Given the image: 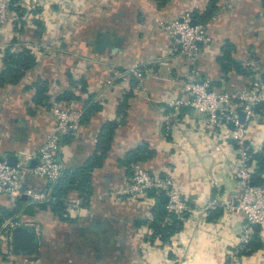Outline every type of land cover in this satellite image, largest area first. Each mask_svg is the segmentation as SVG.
Segmentation results:
<instances>
[{
    "label": "crops",
    "instance_id": "crops-1",
    "mask_svg": "<svg viewBox=\"0 0 264 264\" xmlns=\"http://www.w3.org/2000/svg\"><path fill=\"white\" fill-rule=\"evenodd\" d=\"M212 1L216 11L210 41L190 66L159 23L186 13L198 23ZM60 8L52 10L54 14L44 10L18 17L23 29L16 26L13 12L0 25V73L5 49L32 47L37 58L35 68L16 85L0 87V160L37 152L54 124L50 106L34 104L38 79L50 83L55 97L65 96L59 100L63 106L73 105L83 113L78 131L65 136L57 152L64 172L75 173L98 152L106 124L115 129L101 166L92 172L87 199L68 218L30 201L27 192L50 187L32 173L21 179L20 203L0 196L3 222L20 218L40 226L34 255L14 254L0 264H264V224L258 227L262 249L241 255L244 218L222 208L204 210L215 196L230 202L242 194L231 175L237 154L227 130L220 128L214 136L204 114L172 105L184 98L182 87L190 78L209 80L217 91L234 92L249 86L254 77H264L261 0H167L161 6L155 0H64ZM225 51L243 73L222 71ZM236 112L239 115L240 108ZM244 123L248 143L260 152L264 115L254 112ZM135 163L173 178L191 207L183 219L173 217L176 233L167 241L158 243L148 236L155 218L154 196L132 201L120 195ZM68 197L77 193L70 191ZM30 207L34 213L28 215ZM3 210L12 214L6 217Z\"/></svg>",
    "mask_w": 264,
    "mask_h": 264
},
{
    "label": "built area",
    "instance_id": "built-area-1",
    "mask_svg": "<svg viewBox=\"0 0 264 264\" xmlns=\"http://www.w3.org/2000/svg\"><path fill=\"white\" fill-rule=\"evenodd\" d=\"M64 0H25L23 5L28 9L42 5L46 13L54 14L51 4L61 5ZM55 13L57 11H54ZM8 0H0V25L8 19ZM212 18L204 23H195L189 13L180 19L169 23H159V26L169 34L178 47L179 55L185 58L190 66H194L200 54L201 46L210 41L209 27ZM139 75L138 72H135ZM184 98L172 103L175 108L187 107L206 116L205 124L214 136L216 130L225 128L227 139L236 148V164L231 175L242 187L239 198L223 202L217 196L211 199L204 210L217 208L226 209L241 215L244 226L239 235V248L245 247L252 239L253 227L264 224V187L250 186L254 166L249 162V150L255 152L247 141L245 123L254 116V107L264 102V81L260 76L254 77L249 86L238 91H217L210 87L209 80L195 82L188 79L182 87ZM54 124L47 133L43 144L37 152H28L18 158L15 166H9L6 160H0V196H6L10 202H15L22 194L21 179L26 173H32L44 178L49 188L40 193L27 192L26 196L34 204L48 203L52 200V187L58 184L64 173L63 164L57 159L62 139L78 131L83 116L82 111L73 105L63 106L51 94L49 98ZM240 108L245 120L240 123L236 109ZM36 161L32 167L31 162ZM148 194L162 196L166 199V216L162 224H169L172 218L183 219L191 211L184 198L182 189L171 177L158 176L150 173L141 163L131 167V175L125 182L120 195L132 201L144 198ZM81 200L77 197L67 201V211L73 214L78 210ZM16 227L33 229L35 236L40 234V226L35 222L23 221L20 218L7 219L2 223L1 231L4 237V253L13 257L12 231ZM156 242H160L156 239Z\"/></svg>",
    "mask_w": 264,
    "mask_h": 264
},
{
    "label": "trees",
    "instance_id": "trees-1",
    "mask_svg": "<svg viewBox=\"0 0 264 264\" xmlns=\"http://www.w3.org/2000/svg\"><path fill=\"white\" fill-rule=\"evenodd\" d=\"M23 1L25 0H8V11L13 12L16 15L15 23L19 29H23L25 26L21 24V20L17 19L20 16L27 17L29 12L31 14L44 13V6L39 5L35 6L33 9H28L23 5ZM159 6L164 5L167 0H155ZM262 6L264 7V0H261ZM52 10H55L56 6L54 4L50 5ZM214 2L212 1L208 6L206 13L199 20L198 23H204L207 20L211 19L215 13ZM21 19V18H20ZM25 22V21H23ZM26 23V22H25ZM35 26L41 27V24L34 21ZM230 46L228 45L227 48ZM3 60L5 68L0 73V87L4 84L16 85L23 77L24 73L32 70L37 65L36 52L32 47H24L17 51H11V49H5L3 52ZM220 66L222 71L227 73L231 69L236 71L237 73H243V69L241 65L237 62H234L229 58V54L225 51L224 57L220 60ZM245 72V70H244ZM264 81V77H261ZM50 83L47 81H43L38 79L34 83V87L36 89L33 101L34 104L38 106L49 107V98L51 96V88ZM65 96L56 97L57 101L64 100ZM254 112L259 115H264V102L259 103L254 107ZM115 126L113 124H106L102 133L99 136L98 143V152H95L90 158L86 160L84 165L78 169L75 173H71L70 171H66L63 173V176L60 182L52 187L51 198L52 200L48 203L39 204L37 207L39 209H46V207H50L49 209L53 214H56L59 217L68 218L69 213L67 211V201L70 199L68 194L70 191H74L77 193V198L80 200L87 199V196L90 193V181L92 172L99 168L102 164L103 159L110 147V143L113 137V131ZM249 162L254 166L250 183L253 186H263L264 187V146L262 147L260 152H254L249 150ZM70 177L73 178V181H70ZM150 196H154L153 194H149ZM156 199V205L154 207V215L155 218L149 223L148 227L151 232L148 235L150 240L159 241H167L176 233L177 222L172 221L169 224L163 225V219L166 216L165 211V198L162 196H154ZM21 199H17L16 203H20ZM218 209V208H217ZM216 210V209H215ZM25 213L31 215L33 209L27 208ZM3 215L6 217L12 214L9 210H3ZM218 215V213H217ZM0 221L3 222V218L0 216ZM263 242L259 236V229H253V236L249 244L245 247L240 248V254L245 255L247 251L250 253L254 251H258L262 249ZM4 248L0 245V261L5 260L7 257L4 253Z\"/></svg>",
    "mask_w": 264,
    "mask_h": 264
},
{
    "label": "water",
    "instance_id": "water-1",
    "mask_svg": "<svg viewBox=\"0 0 264 264\" xmlns=\"http://www.w3.org/2000/svg\"><path fill=\"white\" fill-rule=\"evenodd\" d=\"M193 25L195 22L192 23ZM238 120L240 123L244 121V113L241 112L238 115ZM18 161V157L9 156L6 158V162L9 166H15ZM35 165V161L31 162V166ZM72 181V178H70ZM252 186V184H250ZM24 198V196H23ZM166 202V199H165ZM259 226H254V229L257 230ZM37 246V239L33 229L26 227H16L12 231V251L15 255L18 256H32L35 254Z\"/></svg>",
    "mask_w": 264,
    "mask_h": 264
},
{
    "label": "rangeland",
    "instance_id": "rangeland-1",
    "mask_svg": "<svg viewBox=\"0 0 264 264\" xmlns=\"http://www.w3.org/2000/svg\"><path fill=\"white\" fill-rule=\"evenodd\" d=\"M62 6H64V2L61 5H57L58 11H59V9H61L60 7H62ZM57 7H56V9H57Z\"/></svg>",
    "mask_w": 264,
    "mask_h": 264
}]
</instances>
